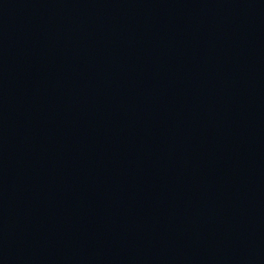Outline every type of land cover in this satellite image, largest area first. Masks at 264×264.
Listing matches in <instances>:
<instances>
[{"label": "water", "instance_id": "obj_1", "mask_svg": "<svg viewBox=\"0 0 264 264\" xmlns=\"http://www.w3.org/2000/svg\"><path fill=\"white\" fill-rule=\"evenodd\" d=\"M0 264H264V0H0Z\"/></svg>", "mask_w": 264, "mask_h": 264}]
</instances>
